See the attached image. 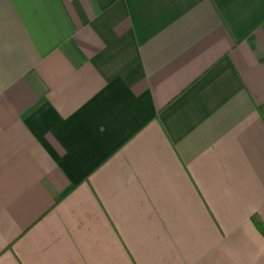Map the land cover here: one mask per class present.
I'll list each match as a JSON object with an SVG mask.
<instances>
[{"label": "crops", "instance_id": "crops-1", "mask_svg": "<svg viewBox=\"0 0 264 264\" xmlns=\"http://www.w3.org/2000/svg\"><path fill=\"white\" fill-rule=\"evenodd\" d=\"M264 0H0V264H264Z\"/></svg>", "mask_w": 264, "mask_h": 264}, {"label": "trees", "instance_id": "trees-1", "mask_svg": "<svg viewBox=\"0 0 264 264\" xmlns=\"http://www.w3.org/2000/svg\"><path fill=\"white\" fill-rule=\"evenodd\" d=\"M252 221L255 224L258 231L264 237V224L261 222V220L258 217H255V216L252 217Z\"/></svg>", "mask_w": 264, "mask_h": 264}]
</instances>
